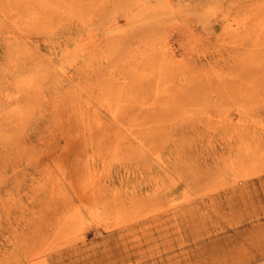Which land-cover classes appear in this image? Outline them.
I'll return each instance as SVG.
<instances>
[{"label":"rangeland","instance_id":"374dc122","mask_svg":"<svg viewBox=\"0 0 264 264\" xmlns=\"http://www.w3.org/2000/svg\"><path fill=\"white\" fill-rule=\"evenodd\" d=\"M0 264H264V0H0Z\"/></svg>","mask_w":264,"mask_h":264}]
</instances>
